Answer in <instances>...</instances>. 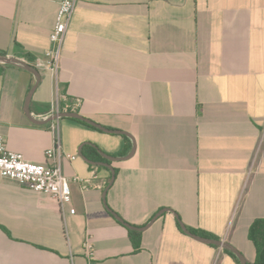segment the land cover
I'll return each mask as SVG.
<instances>
[{
  "label": "crops",
  "instance_id": "0c3cea01",
  "mask_svg": "<svg viewBox=\"0 0 264 264\" xmlns=\"http://www.w3.org/2000/svg\"><path fill=\"white\" fill-rule=\"evenodd\" d=\"M60 1L0 0V56L40 75L27 108L35 77L0 63V134L31 163L58 144L71 188L61 208L0 177V264H240L184 234L171 212L137 232L135 250L104 203L139 228L170 209L256 264L248 230L264 219V0H78L53 74L37 61ZM70 110L131 139L69 118L33 123ZM86 143L113 157L135 145L109 162L105 200L111 172L78 156L82 147L91 160Z\"/></svg>",
  "mask_w": 264,
  "mask_h": 264
},
{
  "label": "built area",
  "instance_id": "2783aa9c",
  "mask_svg": "<svg viewBox=\"0 0 264 264\" xmlns=\"http://www.w3.org/2000/svg\"><path fill=\"white\" fill-rule=\"evenodd\" d=\"M77 2L78 0L60 1L55 24L49 36L50 48L41 59H38V68L53 74L57 72L64 38ZM45 156L47 162L43 164L28 162L20 153L8 150L0 134V177L15 181L35 193L46 195L61 208H64L71 203V188L60 165L62 153L59 145L57 144L47 150ZM75 180L83 185L82 189H86V180L79 178ZM69 213L74 214V210L71 209ZM84 250L89 258L93 257V249L89 239L85 240Z\"/></svg>",
  "mask_w": 264,
  "mask_h": 264
},
{
  "label": "water",
  "instance_id": "95a60500",
  "mask_svg": "<svg viewBox=\"0 0 264 264\" xmlns=\"http://www.w3.org/2000/svg\"><path fill=\"white\" fill-rule=\"evenodd\" d=\"M0 63L1 64H6V65H11V66H15L18 67L20 69H23L29 73H31L34 77H35V85L33 87V89L30 91L27 100H26V106L28 108L30 100H31V96L33 93V90H35V88L37 87V85L40 82V75L37 69H35L34 67L28 65L27 63H25L24 61H21L19 59L13 58V57H4V56H0ZM63 118H69V119H74V120H78V121H82L88 125H90L91 127H94L97 130H100L104 133L107 134H112V135H120V136H125L131 139L130 135H128L127 133L123 132V131H119V130H109L105 127H102L96 123H94L91 120H88L84 117H82L81 115H79L78 113H74V112H58V113H54L52 115H50L49 117H47L44 120H35L33 121V123L41 125V124H46V123H50L52 121H56L59 119H63ZM87 145H90L94 148H96L98 154L107 162H96V161H92L89 160L88 158L85 157V155L82 153V147H80L79 151H78V156L85 161L86 163L90 164V165H101L104 167H107L110 172H111V179L110 182L104 192V200H105V195L106 192L108 191V189L111 187V185L113 184V181L115 179V172L114 170L111 168L109 162H114V161H124L129 159L134 151H135V145L133 144L132 146V150L131 152L126 155V156H122V157H113V156H109L106 153H104L103 151L99 150L95 145L86 143ZM105 204L106 210L116 219V221H118L119 223H121L124 227H126L128 230L131 231H135V232H141L143 231L147 226H149V224H151L153 221H155L163 212H171L175 217L176 220L179 224L180 230L186 234L187 236L191 237L192 239L207 244V245H212V246H216L222 249H225L226 251H229L230 253H232L233 255H235V257L238 259V261L240 262V264H247L245 259L243 258V256L241 255V253H239L234 247H232L231 245H229L228 243H225L223 241H219L216 239H210L207 237H202L200 235H197L193 232H191L185 225H183V223L180 221L179 217L173 213V211H171L170 209H164V211H160L159 213H157L152 219L151 221L148 223V225H146L145 227H135L132 226L126 222H124L117 214H115L114 212H112Z\"/></svg>",
  "mask_w": 264,
  "mask_h": 264
},
{
  "label": "trees",
  "instance_id": "16d2710c",
  "mask_svg": "<svg viewBox=\"0 0 264 264\" xmlns=\"http://www.w3.org/2000/svg\"><path fill=\"white\" fill-rule=\"evenodd\" d=\"M75 110H70V112H74ZM76 113V112H75ZM74 120V119H72ZM76 122H79L91 129H95L94 127H91L90 125L82 122V121H78V120H74ZM126 139V137H124ZM85 152L87 154V157H89L91 160L94 161H102L103 159L101 158V156L98 154L96 148L92 147V146H86ZM128 234L129 237L131 239V243L133 245V248L135 250H137L140 246V233H137L135 231H131L128 230ZM193 233L200 235L202 237H209L208 235L204 234L203 232H199V231H193ZM248 238L249 240L253 243V245L256 248L257 251V261L256 264H264V219H258L255 220L249 230H248ZM231 254V253H229ZM232 255V254H231ZM234 258L235 256L232 255Z\"/></svg>",
  "mask_w": 264,
  "mask_h": 264
}]
</instances>
